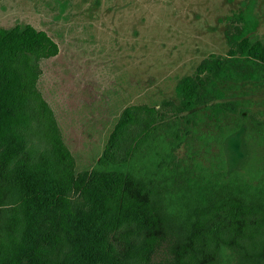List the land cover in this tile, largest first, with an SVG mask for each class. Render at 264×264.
Listing matches in <instances>:
<instances>
[{"label": "trees", "instance_id": "1", "mask_svg": "<svg viewBox=\"0 0 264 264\" xmlns=\"http://www.w3.org/2000/svg\"><path fill=\"white\" fill-rule=\"evenodd\" d=\"M256 28V20L230 17L227 52L204 57L177 81L174 98L125 108L96 165L79 170L38 88L41 62L57 56L59 44L31 24L0 27V119L14 116L33 148L26 162L28 148L0 154V263L34 237L39 212L73 196L83 200L84 223L122 264H264V156L230 172L224 149L244 125L264 149V110L253 109L264 94ZM212 146L214 155L199 160Z\"/></svg>", "mask_w": 264, "mask_h": 264}, {"label": "rangeland", "instance_id": "2", "mask_svg": "<svg viewBox=\"0 0 264 264\" xmlns=\"http://www.w3.org/2000/svg\"><path fill=\"white\" fill-rule=\"evenodd\" d=\"M239 15L256 20L252 35L264 38V0H0V27L31 24L60 46L57 56L41 62L38 88L79 170L96 165L125 108L159 106L174 98L177 81L204 57L225 54L229 18ZM253 100L254 111H263L264 94ZM3 119L0 154L9 149L21 154L28 146L17 133L16 118ZM224 149L230 172L264 156L247 125L227 137ZM216 151L215 146L200 151L198 159H210ZM32 152L28 148L22 162ZM187 152L184 145L179 155ZM82 204L69 196L39 212L34 237L22 240L0 264H88L102 257L122 264L84 223Z\"/></svg>", "mask_w": 264, "mask_h": 264}, {"label": "flooded vegetation", "instance_id": "3", "mask_svg": "<svg viewBox=\"0 0 264 264\" xmlns=\"http://www.w3.org/2000/svg\"><path fill=\"white\" fill-rule=\"evenodd\" d=\"M4 28H6V27H4Z\"/></svg>", "mask_w": 264, "mask_h": 264}]
</instances>
